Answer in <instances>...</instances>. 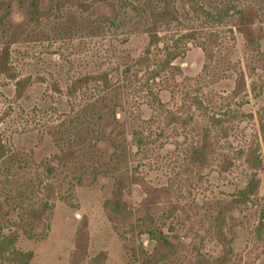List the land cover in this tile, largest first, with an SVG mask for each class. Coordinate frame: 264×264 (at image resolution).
I'll use <instances>...</instances> for the list:
<instances>
[{
    "label": "rangeland",
    "instance_id": "1",
    "mask_svg": "<svg viewBox=\"0 0 264 264\" xmlns=\"http://www.w3.org/2000/svg\"><path fill=\"white\" fill-rule=\"evenodd\" d=\"M73 1L0 0V40L26 27L11 48L16 79L0 76L2 234L25 210L50 205L0 264H144L156 243L105 210L124 171L139 179L123 197L133 212L145 185L171 190L153 219L177 249L152 264H264V0L179 1L149 55L148 0ZM33 2L43 14L35 24ZM248 9L258 16L255 48L236 27ZM85 77L94 80L73 91ZM207 143L206 164L193 165V149ZM70 145L75 158L59 164ZM257 147L253 170L246 157ZM255 173L258 194L225 212L223 243L219 212Z\"/></svg>",
    "mask_w": 264,
    "mask_h": 264
},
{
    "label": "trees",
    "instance_id": "2",
    "mask_svg": "<svg viewBox=\"0 0 264 264\" xmlns=\"http://www.w3.org/2000/svg\"><path fill=\"white\" fill-rule=\"evenodd\" d=\"M69 3L77 4L78 2L73 0H67ZM182 3H193L194 0H164L162 5H157L154 1L148 0L145 3L146 12L149 14V25L144 29V33L149 38V48L146 51V54L149 55L151 47L157 45L160 41L159 30L164 27H169L173 22L178 20V9L175 7L177 2ZM187 1V2H186ZM79 5V4H78ZM80 7H82L80 5ZM29 21L28 23H38L40 18L43 16L42 13L38 10V2H33L31 4V9L28 11ZM258 18L257 12L253 9L243 10L240 12L239 17L237 18L236 27L238 31L243 35L247 44L251 48H255L257 46L256 40V29L255 23ZM26 31V27H21L17 29L14 33L9 35L8 37L1 38L0 40V76H7L10 79H16L15 73L10 65L11 58V48L19 43L21 37L24 35ZM148 57H144L143 62H146ZM104 82L107 84V77H103ZM94 80L90 77H85L81 80H78L74 84L73 91L78 89V87H83L88 84L90 81ZM24 81H19L17 83V87L20 88ZM78 86V87H77ZM244 86V81L238 84L236 88V93L239 92L241 88ZM261 132L263 134V148H264V124L261 125ZM5 146L2 143L1 134H0V159H2L5 155ZM210 148L208 143L202 145L199 148L193 149L192 152V162L193 165L197 167H202L206 164L209 158ZM260 147L256 149L250 148L247 157L246 163L253 169L259 170L262 166V159L259 155ZM75 148L73 145L68 148L66 152L58 158V163L64 165L68 161L75 158ZM108 171L109 169L105 167ZM139 179L130 175L129 172H121L115 177V190L113 196L110 200L105 203V210L108 214V217L116 224H122L124 226L128 225L131 228V232L138 235H148L149 238L156 243V247L154 249L153 257L147 258L144 261V264H152L155 261V258H158L161 255H164V252H172L177 247L173 246L170 242L168 235H166L156 224L154 223L153 215L154 211L157 210L161 201L164 197H171V190L169 188H152L148 185H145L144 188L147 192V197L142 202L140 208L133 212L128 209L127 204L125 203L123 197L126 189L131 184H138ZM260 186V180L257 177V174H252L251 178L247 186L238 192V194L219 212V215L216 220V229L219 240L223 243L226 242V237L223 233L222 226L226 221V214L228 212L240 204H245L248 202H252L254 197L258 194ZM50 205L48 203H44L38 209H27L24 211V215L20 218L19 222L14 223L15 231L10 234V236H6L2 234V228L0 227V251L4 248L12 249L14 245V241H16L18 237L17 231H22L25 234H30L34 226L40 222L49 211ZM264 218V213L262 215ZM3 220L5 216L2 217ZM135 222H134V221ZM264 223V222H263ZM260 225L259 231L261 228L264 229V224ZM8 243L7 247H4L5 243ZM141 254L145 255V251L141 250ZM227 257L220 258L219 263L224 264L226 262ZM204 264L203 262H201Z\"/></svg>",
    "mask_w": 264,
    "mask_h": 264
}]
</instances>
